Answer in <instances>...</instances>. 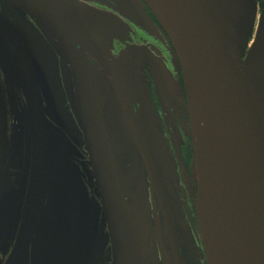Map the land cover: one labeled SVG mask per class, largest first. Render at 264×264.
I'll use <instances>...</instances> for the list:
<instances>
[{
	"label": "flooded vegetation",
	"instance_id": "flooded-vegetation-1",
	"mask_svg": "<svg viewBox=\"0 0 264 264\" xmlns=\"http://www.w3.org/2000/svg\"><path fill=\"white\" fill-rule=\"evenodd\" d=\"M4 1L0 11L18 39L0 26V264H112L109 227L86 143L81 140L84 133L74 80L69 63L62 62L60 35L49 36L28 11ZM80 2L77 10L86 11L85 21L96 23L93 34L102 51L97 58L87 50L83 53L96 68L107 132L128 201L136 210L141 208L139 228L146 234L147 262L152 258L153 264H166L167 257L177 264L160 197L151 189L145 154L128 118L141 124L139 136L149 169L168 201L183 264H197L193 243L204 249L197 216L198 176L184 75L171 40L146 0L141 2L151 28L120 13L108 0ZM234 3L241 28L254 24L246 42L247 54L250 42L264 27V3L258 1L253 10L249 0ZM34 74L44 107L41 116L46 120L40 118L32 98ZM101 75L117 89L124 109ZM140 83L146 96L137 93L143 98H136L128 88L137 90ZM44 133L49 141V180L40 168L39 139ZM130 172L139 175L140 184L127 193L125 176ZM72 175L74 183L83 184V194L82 190L74 193ZM43 191L45 200L39 211L38 195ZM92 200L97 209L94 220L90 217ZM156 228L164 252L157 237H152ZM26 234L28 251L21 250L17 256Z\"/></svg>",
	"mask_w": 264,
	"mask_h": 264
},
{
	"label": "water",
	"instance_id": "water-1",
	"mask_svg": "<svg viewBox=\"0 0 264 264\" xmlns=\"http://www.w3.org/2000/svg\"><path fill=\"white\" fill-rule=\"evenodd\" d=\"M28 11L50 36L59 34L62 62L73 75L80 122L96 191L104 207L112 249V264H153L146 258V234L139 228L141 208L126 195L121 169L112 150L96 68L83 53L94 57L101 45L93 34L96 23L78 11L80 0H10ZM87 1V0H85ZM168 34L182 66L198 176L197 216L208 264H264V27L246 59L239 47L240 29L234 0H146ZM108 4L140 25L151 28L141 0H108ZM82 5V3H81ZM84 12V13H83ZM0 26L18 39L0 11ZM1 31V30H0ZM2 32V31H1ZM114 75V72L110 70ZM124 109L119 92L101 75ZM32 98L42 120L43 104L36 74ZM130 92L146 96L143 86ZM117 92V93H116ZM121 92V91H120ZM149 110L153 112L148 103ZM38 115V117H39ZM135 140L145 154L151 189L160 197L165 226L177 264H183L180 243L162 187L149 169L141 124L128 118ZM40 168L52 179L47 134L40 136ZM45 192L38 195L39 211ZM95 200L90 217L97 213ZM38 210V206H37ZM157 237L164 243L159 228ZM27 234L17 251H28ZM164 252V250H163ZM166 264L170 260L164 258Z\"/></svg>",
	"mask_w": 264,
	"mask_h": 264
},
{
	"label": "rangeland",
	"instance_id": "rangeland-1",
	"mask_svg": "<svg viewBox=\"0 0 264 264\" xmlns=\"http://www.w3.org/2000/svg\"><path fill=\"white\" fill-rule=\"evenodd\" d=\"M262 2L264 3V0H249L250 4H251V10L254 9V6L257 2ZM5 1L4 0H0V3L3 4ZM254 24L247 26V25H243L242 28L240 29V39H239V47L241 49V55L243 56L244 59H246L248 57V54H246V46H247V40L250 38L251 36V32H252V28H253ZM132 144H130V146H128L124 151H123V155L124 157L128 154V152L130 151L129 149L131 148ZM83 153V152H82ZM132 172V170H131ZM130 174H126L125 176V181H126V185H127V193L132 192V190H134V187H136L137 185H139V175H135L132 176ZM76 173L74 172V175ZM132 174H135L132 172ZM92 177V176H91ZM74 178V179H73ZM76 181V178L72 175V184H74V190H76V192L74 193H79L82 190V186L83 184L81 182L79 183H74ZM140 187H145L143 183H141ZM84 193V191L82 190V194ZM191 247V246H190ZM189 247V248H190ZM193 252H194V256L197 259V264H207V259L205 256V250L201 248V246H196L193 243ZM202 255V258L200 259L199 257Z\"/></svg>",
	"mask_w": 264,
	"mask_h": 264
},
{
	"label": "crops",
	"instance_id": "crops-1",
	"mask_svg": "<svg viewBox=\"0 0 264 264\" xmlns=\"http://www.w3.org/2000/svg\"><path fill=\"white\" fill-rule=\"evenodd\" d=\"M255 42V39H253L251 42H250V45L252 46Z\"/></svg>",
	"mask_w": 264,
	"mask_h": 264
}]
</instances>
